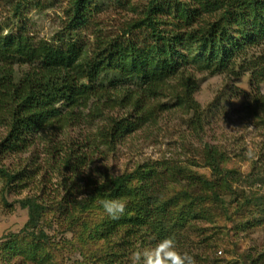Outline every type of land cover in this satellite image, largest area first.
<instances>
[{
    "label": "rangeland",
    "instance_id": "rangeland-1",
    "mask_svg": "<svg viewBox=\"0 0 264 264\" xmlns=\"http://www.w3.org/2000/svg\"><path fill=\"white\" fill-rule=\"evenodd\" d=\"M16 1L0 0L3 34L5 31L11 37L23 34L34 41L64 39L85 44L91 51L97 37L105 43L117 44L138 35L140 30L132 26H136L144 6L152 0H132L134 10L124 3L115 5L116 0H94L98 9L93 5L81 26H72L71 13H66L69 0H23L19 21L12 15ZM166 3L168 0L161 1L165 11ZM260 10L264 12V0H255L244 9V16L252 28L264 33V23L255 17ZM170 11L172 24L167 27L175 30L179 24L176 9ZM27 68L26 64H16L15 76L20 77ZM189 73L196 79L193 98L200 104L201 128L196 131L189 125L190 116L175 106L171 93L181 89L178 77L169 80L171 95L158 93L146 97L137 78L121 83L118 75L108 74L109 80L105 81L108 101L76 109L72 115L67 114V107H61L66 115L60 124L41 132L42 135L34 134L33 144L24 152L8 153L0 160L10 171L8 174L16 177L5 187L6 181L0 176V264H23V252L33 244L40 246L41 257L44 254L49 257L48 264H102L109 250L107 242L95 236V232L108 216L100 204V200L107 198L97 196L91 200L92 183L98 182L92 173L106 178L141 166L143 173L149 169L159 171L174 161L184 166L186 172L210 180L211 169L200 159L206 144L227 155L221 165L238 174V184H233L226 194L219 191L215 198L212 191L202 192L188 186L184 179L165 181L160 187L159 202L179 201L185 191L194 199L206 200L205 215L193 221L180 219L190 231L189 238L183 239L185 248L197 245L199 252L208 249V259L217 258L228 264L264 263V198L258 197H264V127L247 107L252 94L249 72L235 77L188 68L186 74ZM259 90L264 95V81ZM129 91H134L132 101L139 100L146 109L152 108V115L114 146L102 144L97 138L99 129H106L112 119L134 117L136 108L124 105ZM5 135L6 128L0 125V140ZM64 151L71 155L70 164L64 162ZM249 151L251 155H246ZM77 161L82 165L72 170ZM191 161L198 164L192 165ZM152 188L157 190L159 185ZM70 192L78 203L75 209ZM29 196L36 197L43 207L36 214L34 227L26 225L28 210L19 203ZM176 207L168 209L178 214ZM168 219L166 216L164 221ZM145 243L140 240L129 256L122 258L123 264H132L133 252L155 245Z\"/></svg>",
    "mask_w": 264,
    "mask_h": 264
},
{
    "label": "trees",
    "instance_id": "trees-1",
    "mask_svg": "<svg viewBox=\"0 0 264 264\" xmlns=\"http://www.w3.org/2000/svg\"><path fill=\"white\" fill-rule=\"evenodd\" d=\"M93 1L69 0L66 13H71L72 26H81L88 18L87 13L94 6L98 9ZM161 1L146 3L138 23L132 26L140 30L138 35L117 44L105 43L97 37L91 51L85 44L64 39L51 42L34 41L23 34L5 36L0 26V125L6 128V135L0 140V160L8 153L24 152L33 144L34 134L42 135L41 132L60 124L66 115L61 112V107H67V114L72 115L76 109L108 101L105 87L108 74L118 75L121 83L137 78L146 97L169 93V80L178 77L181 89L171 94L175 106L190 116L189 125L196 131L201 128L200 104L193 98L197 82L192 73L186 74L188 68L235 77L249 72L252 94L247 107L264 127V95L259 90V84L264 81V33L252 28L244 16V9L255 0H168L167 11L162 9ZM114 2L118 6L123 3L132 6V0ZM173 8L179 24L175 30H168L167 26L172 24L170 9ZM22 10L23 0H17L12 15L18 21ZM255 17L264 23L262 10ZM16 64L28 66L20 77L15 76ZM133 93H126L129 99L124 105L136 108L134 117L112 119L106 129H99L97 138L102 144L114 146L117 140L135 132L152 115V108L146 109L139 100L132 101ZM70 156L64 151L66 164H70ZM226 156L213 145L203 147L200 159L211 169L210 180L186 172L184 166L173 161V165L161 167L159 171L149 169L143 173L141 166L129 173L107 176L103 184L93 182L91 200L100 196L120 198L126 203L123 215L118 219L108 215L96 227L95 236L106 241L109 250L101 260L102 264H123L122 258L129 256L140 240L143 244L146 241L154 244L169 236L174 237L178 249L191 254L197 264H228L217 258L208 259V249L199 252L197 245L195 248L184 247L183 239L189 238L190 231L181 220L193 221L205 215V199H194L187 191L180 195V206L177 199H170L168 204H160L158 199L165 181L183 179L188 186L202 192L212 191L215 198L219 191L226 194L233 184H238V174L221 165ZM77 163L71 166L72 170L82 165L81 161ZM191 164L198 163L191 161ZM8 172V168L0 163V176L6 181L5 187L16 178ZM155 185H159L157 190L152 188ZM68 195L72 209H75L78 203L72 192ZM19 203L28 210L26 225L34 227L36 214L43 210L38 199L29 196ZM169 206H177L178 214L172 213ZM166 216L168 222L164 221ZM23 254V264H48L50 261L45 254L44 258L40 256V246L36 244L28 246Z\"/></svg>",
    "mask_w": 264,
    "mask_h": 264
},
{
    "label": "clouds",
    "instance_id": "clouds-1",
    "mask_svg": "<svg viewBox=\"0 0 264 264\" xmlns=\"http://www.w3.org/2000/svg\"><path fill=\"white\" fill-rule=\"evenodd\" d=\"M7 34L5 31L4 35ZM246 155H251V152ZM92 175L97 178L98 184L105 182V178L100 173L93 172ZM100 204L113 219H118L126 210V203L120 198L102 199ZM131 259L132 264H197L191 254L178 249L175 238L171 236L158 240L154 246L133 252Z\"/></svg>",
    "mask_w": 264,
    "mask_h": 264
}]
</instances>
